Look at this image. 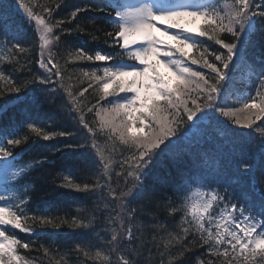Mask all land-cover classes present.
Returning a JSON list of instances; mask_svg holds the SVG:
<instances>
[{"label": "snow or ice", "instance_id": "1", "mask_svg": "<svg viewBox=\"0 0 264 264\" xmlns=\"http://www.w3.org/2000/svg\"><path fill=\"white\" fill-rule=\"evenodd\" d=\"M0 83V264H264V0H0Z\"/></svg>", "mask_w": 264, "mask_h": 264}, {"label": "trees", "instance_id": "2", "mask_svg": "<svg viewBox=\"0 0 264 264\" xmlns=\"http://www.w3.org/2000/svg\"><path fill=\"white\" fill-rule=\"evenodd\" d=\"M39 3H44L45 0H38ZM68 4L69 5H76V4H84V3H88L89 0H67ZM67 14V10H62L60 12L57 13V15H66ZM31 35V31L28 30L25 26V31L22 32V36L24 37H28ZM72 40V43L73 44H77V43H81L83 42V37L77 39V38H69ZM102 47V46H101ZM106 51H113L112 49H105ZM87 66V65H86ZM196 67V66H195ZM2 83H0V87H2ZM91 91V89L89 90ZM85 95H88L87 93ZM9 99H11V97H9ZM59 113H48L47 115H42L41 116V121L49 118L50 116H58ZM50 144L52 145H55L57 144V141H51ZM16 151H19V149H17ZM37 153L34 151L33 153L29 154V155H26L24 157L25 160H28L31 158V156L33 155H36ZM44 170H40V171H37L35 173H33L32 175V179H35L37 181V188L39 189L40 187V184H41V181L39 179H37L38 177H40L42 175ZM74 175L77 177V178H82L80 176V173L79 172H74ZM176 179H179V177L177 176ZM52 198L51 197H42L41 196V193L38 191L36 195H34L33 197V201H34V206L39 204V206L43 207L45 206L48 201H50ZM77 203H83V201H77ZM17 235L20 236L22 239H31L30 237L26 236L25 234L23 233H19L17 232ZM67 236H68V233H67V229H63L61 230V234L59 236V239L61 240V242L65 241L67 239Z\"/></svg>", "mask_w": 264, "mask_h": 264}, {"label": "rangeland", "instance_id": "3", "mask_svg": "<svg viewBox=\"0 0 264 264\" xmlns=\"http://www.w3.org/2000/svg\"><path fill=\"white\" fill-rule=\"evenodd\" d=\"M162 27H163V26H162ZM173 31H175V30H173ZM158 34H159V33H158ZM161 39H165V40H167V37H161ZM167 43H168V44H173L174 42L171 41V40H167ZM126 63H133V62H132V61H131V62L126 61ZM159 71L161 72L162 75L165 76L166 79L169 78V79H170V80H169L170 82H172V80L175 79V77H173L172 74H171L170 72H168V70H167L166 68H164L162 65L159 66Z\"/></svg>", "mask_w": 264, "mask_h": 264}]
</instances>
